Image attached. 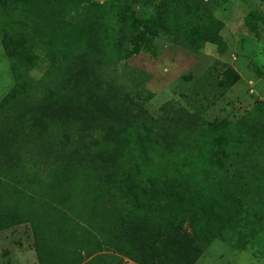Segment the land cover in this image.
I'll return each mask as SVG.
<instances>
[{
	"label": "trees",
	"instance_id": "16d2710c",
	"mask_svg": "<svg viewBox=\"0 0 264 264\" xmlns=\"http://www.w3.org/2000/svg\"><path fill=\"white\" fill-rule=\"evenodd\" d=\"M139 1L155 4L148 34L194 48L219 39L215 10L243 0ZM110 4L0 0V40L15 80L0 101V180L7 186L0 230L29 223L39 264H120L117 254L138 264H194L240 215H264V98L226 127V137L208 143L201 168L206 134L216 126L174 110L159 129L136 132L137 111L129 116L124 107L126 100L135 105L133 97L106 76L136 25L126 7L112 16ZM113 20L118 36L110 43ZM37 49L49 63L33 79L27 70ZM211 75L190 86L187 102L197 114L202 86L225 91L240 77L230 65L213 82ZM129 176L161 202L117 198Z\"/></svg>",
	"mask_w": 264,
	"mask_h": 264
},
{
	"label": "rangeland",
	"instance_id": "374dc122",
	"mask_svg": "<svg viewBox=\"0 0 264 264\" xmlns=\"http://www.w3.org/2000/svg\"><path fill=\"white\" fill-rule=\"evenodd\" d=\"M89 1L100 5L105 2L111 3L112 16L126 7L131 22L136 25L133 30L130 28L128 33L127 49L117 52L106 74L108 80L112 78L122 87L123 93L129 92L133 97L135 105L126 100L124 107L129 116L137 111L139 118H136L135 122L136 132L150 127L154 130L159 129L157 128L159 121L171 115L174 110H179L185 120L198 118V121L204 122L205 125L216 126L206 134L207 141L197 161L198 168H201L210 151L208 143L215 138L226 137V127L238 121L258 100L264 98V79L262 78L264 76V3L259 0H243L233 8L215 10V17L223 21L222 30H217L215 33V38L219 37V39L213 40L214 42L206 41L200 47L193 48L180 46L167 41L161 35L153 36L145 31L144 24L148 23L156 12L155 4L152 2ZM15 24V28L19 29V25ZM118 27V22L113 20L109 42L118 36ZM35 51L38 54V60L33 68L27 70V74L33 79H38L46 70L49 61L39 49ZM226 65L234 67L239 73L238 81L225 91L214 83L211 86H202L196 97L205 95V99H201L202 102L198 99L195 105L199 108L204 107V110L200 114L195 113L193 106L187 102L188 95H191L190 86L198 79L204 81V75H207L208 70L212 72L209 78L213 82L216 79V72ZM146 75H149L147 79H145ZM141 81L142 85L139 84L136 87L135 84ZM14 84L10 61L0 40V101L11 88L13 89ZM221 91L224 93L222 96L219 95ZM129 107L132 109H128ZM154 151L158 153L157 145ZM145 159L150 160V157ZM12 184L14 186L11 185V187L14 189L20 187ZM4 186L7 188L0 180V193L6 190V188L1 189ZM146 187L147 183L141 178L129 176L121 181L115 195L117 198L120 195H130L137 203L148 201L160 203L161 198L155 196ZM10 229L11 232L7 235L10 239L7 241L2 239L1 244L9 248L10 253L16 250L17 253L14 255L17 261H21L18 255L24 251L26 258L30 255L34 256L32 264L38 263L34 253L33 232L30 224L23 223ZM205 244L204 238L201 247ZM232 252H235L236 260L240 264H264V215L259 220L240 215L222 231L221 236L207 244L199 260H205L206 264H229ZM28 261H30L29 258ZM28 261L27 264H30ZM10 262L12 263V260Z\"/></svg>",
	"mask_w": 264,
	"mask_h": 264
},
{
	"label": "crops",
	"instance_id": "0c3cea01",
	"mask_svg": "<svg viewBox=\"0 0 264 264\" xmlns=\"http://www.w3.org/2000/svg\"><path fill=\"white\" fill-rule=\"evenodd\" d=\"M11 232V229L9 230L8 229H3V230H0V264H27V261H28V258L30 259V261H28L30 264H32L33 262V258L34 256L30 255V256H27L26 258V253L24 251H21L19 253V257L18 259H21V261H17L16 260V256L14 255L16 252L13 251L12 253H10V250H8L9 248H5L2 244H1V240L3 239L4 241H7L9 240L10 238L7 236L9 235V233ZM241 249V248H239ZM19 252V251H18ZM29 253V252H28ZM31 253V252H30ZM35 253V252H34ZM206 253V251H205ZM204 253V254H205ZM33 254V252H32ZM229 254V253H228ZM36 256V255H35ZM202 257V255L199 257V259ZM5 258V259H4ZM24 258V259H23ZM230 262L229 264H240L238 263V261L236 260V255H235V252H232V254L230 255ZM37 259V258H36ZM197 260L194 264H206V261H201V260ZM10 260H12V263L10 262ZM114 261H118L120 262V264H138L136 262H133L127 258H123L121 255H115L114 257ZM208 263V262H207ZM35 264H38L35 262ZM256 264V263H254Z\"/></svg>",
	"mask_w": 264,
	"mask_h": 264
}]
</instances>
